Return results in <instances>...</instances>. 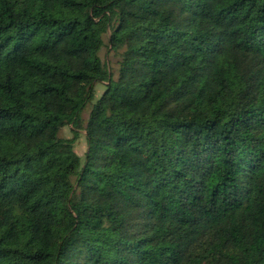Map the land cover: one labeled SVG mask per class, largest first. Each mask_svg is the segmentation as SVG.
Instances as JSON below:
<instances>
[{"label":"trees","instance_id":"obj_1","mask_svg":"<svg viewBox=\"0 0 264 264\" xmlns=\"http://www.w3.org/2000/svg\"><path fill=\"white\" fill-rule=\"evenodd\" d=\"M0 264H264V0H0Z\"/></svg>","mask_w":264,"mask_h":264},{"label":"rangeland","instance_id":"obj_2","mask_svg":"<svg viewBox=\"0 0 264 264\" xmlns=\"http://www.w3.org/2000/svg\"><path fill=\"white\" fill-rule=\"evenodd\" d=\"M104 38L105 41L107 42L108 39L107 36H105ZM100 56L106 62L107 66L111 69V71L114 73L115 77H117L118 69H119L118 63L120 62L121 59L120 54L117 51L110 49L108 45H105L100 51ZM95 90H96L95 97L93 98V100L88 102V104L86 105V107L82 112V116L84 120H86L89 117L90 110L92 109L93 106L92 101H95L98 97L101 96L104 90H106V84L104 82H98L96 84ZM73 132L74 131L72 130L71 125H66L61 129L60 135L63 136V138L72 137L74 134ZM75 149L79 153V155H81L84 158L87 149V141L83 132L80 133V136L75 143Z\"/></svg>","mask_w":264,"mask_h":264}]
</instances>
